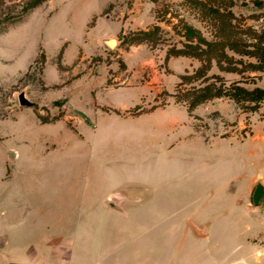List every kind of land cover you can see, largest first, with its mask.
<instances>
[{"label": "rangeland", "instance_id": "374dc122", "mask_svg": "<svg viewBox=\"0 0 264 264\" xmlns=\"http://www.w3.org/2000/svg\"><path fill=\"white\" fill-rule=\"evenodd\" d=\"M30 1L0 0V236L19 248L7 254L24 264H264V204L251 201L264 185V104L250 112L220 98L189 113L172 95L200 62L163 64L185 25L208 41L250 43L264 30V0H46L24 13ZM102 30L113 49L103 51ZM225 53L239 68L255 63ZM208 76L264 89L263 72L228 73L215 60ZM20 93L35 106H19Z\"/></svg>", "mask_w": 264, "mask_h": 264}, {"label": "trees", "instance_id": "16d2710c", "mask_svg": "<svg viewBox=\"0 0 264 264\" xmlns=\"http://www.w3.org/2000/svg\"><path fill=\"white\" fill-rule=\"evenodd\" d=\"M45 1L31 0L23 7V12L25 13L30 9H34ZM230 1L233 2V0ZM255 3L259 6L264 4L258 1ZM209 12L219 13L218 10L212 11L211 9H209ZM227 14L233 17L230 12H227ZM229 26V21H226L222 25V29H227ZM158 29V27L154 28L155 31ZM184 30L185 43L182 44V48H171L167 50L163 64L168 63L170 58L191 57L197 59L200 62V66L192 74L179 77L180 81L176 86L177 90L172 95L175 102L185 105L188 112L192 113L196 107L205 102L213 99L228 98L244 110L257 112L264 104V89L259 87L247 89L240 85L239 82L225 86L220 76L209 77L208 72L211 69L212 61L215 60L217 67L224 72L237 73L239 75L257 71L264 73V30L260 33L251 32L250 30L249 32L253 33V41L250 43L234 42V44H226L218 40L208 41L202 36L201 32L191 26L185 25ZM150 34H152L151 31L140 32V35L146 37H149ZM137 41L139 44L143 40ZM225 49L233 51L240 56L253 58L255 63L244 64L240 61L239 64L243 66L239 68L233 63V58L225 53ZM41 57L44 60V56L41 55ZM198 81L200 82L198 86L182 89L183 86L191 85Z\"/></svg>", "mask_w": 264, "mask_h": 264}, {"label": "crops", "instance_id": "0c3cea01", "mask_svg": "<svg viewBox=\"0 0 264 264\" xmlns=\"http://www.w3.org/2000/svg\"><path fill=\"white\" fill-rule=\"evenodd\" d=\"M103 12H104V10L101 12V14H103ZM101 18V17H100ZM100 18H98L97 19V21H96V24H95V26L97 25V22H98V20L100 19ZM95 19V18H94ZM92 21H93V19H92ZM106 21H107V19H106ZM94 23V22H93ZM120 29V28H119ZM102 32H103V30H102ZM109 35V32L108 31H104L103 32V37L101 38V41H102V43H104L105 45H103V47H104V49H103V51H108V49H113V48H109L108 46H107V44H106V40L104 39L105 37H107ZM108 39H112V38H108ZM102 50L100 51V54H102V52H103ZM80 54H85L84 52H83V49H81V52H80ZM79 54V55H80ZM11 151H6V155H7V162H9V163H14L15 162V160L17 159V151H16V149H14V148H11L10 149ZM10 244H9V239H8V237L6 236V235H2V236H0V251H6V253L5 254H3V256H1L0 257V264H24L23 262H22V260H18V258H16V256H13L12 254L9 256L8 254H7V250L8 249H10ZM11 249H16V250H18L17 248H13V247H11ZM25 251H29V253L30 254H32L33 252H35V250H32V248H28V249H25ZM32 261V263L33 264H37V263H35L34 262V260L32 259L31 260Z\"/></svg>", "mask_w": 264, "mask_h": 264}, {"label": "water", "instance_id": "95a60500", "mask_svg": "<svg viewBox=\"0 0 264 264\" xmlns=\"http://www.w3.org/2000/svg\"><path fill=\"white\" fill-rule=\"evenodd\" d=\"M117 41L116 39L112 38L106 41V44L109 48H114ZM18 104L24 108H33L35 104L29 101L24 93H20L18 95ZM252 205L255 208H260L264 204V185L261 183H257L253 190L251 196Z\"/></svg>", "mask_w": 264, "mask_h": 264}]
</instances>
